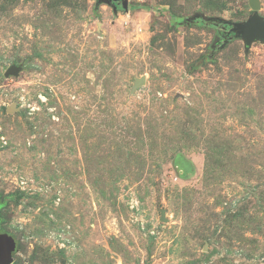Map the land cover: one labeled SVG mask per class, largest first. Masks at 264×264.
I'll list each match as a JSON object with an SVG mask.
<instances>
[{
  "label": "rangeland",
  "instance_id": "1",
  "mask_svg": "<svg viewBox=\"0 0 264 264\" xmlns=\"http://www.w3.org/2000/svg\"><path fill=\"white\" fill-rule=\"evenodd\" d=\"M128 4L0 0L12 264H264V41L207 20L249 0Z\"/></svg>",
  "mask_w": 264,
  "mask_h": 264
},
{
  "label": "water",
  "instance_id": "2",
  "mask_svg": "<svg viewBox=\"0 0 264 264\" xmlns=\"http://www.w3.org/2000/svg\"><path fill=\"white\" fill-rule=\"evenodd\" d=\"M100 2H105L116 9L117 5L115 2H121V7L124 10L129 9L128 0H99ZM249 4L253 10L251 15L247 20L240 22H232L230 20L221 19L218 17L207 18L208 21L215 25H222L226 29L227 34H231L230 39L233 36H240L244 39L245 46L248 49L252 42L256 40L264 41V16L259 13V0H249ZM19 69L16 66H12L5 72L6 75H17ZM145 82V76L140 79L135 80V86L137 87ZM163 220L166 218L162 217ZM17 241L14 237L8 235L7 233L0 232V264H12L13 256L17 250Z\"/></svg>",
  "mask_w": 264,
  "mask_h": 264
},
{
  "label": "trees",
  "instance_id": "3",
  "mask_svg": "<svg viewBox=\"0 0 264 264\" xmlns=\"http://www.w3.org/2000/svg\"><path fill=\"white\" fill-rule=\"evenodd\" d=\"M218 26L220 27L221 33L225 36V38L229 39L230 38L229 35H231V34H227L226 31H225L226 29H228V27L226 29H224L222 25H218Z\"/></svg>",
  "mask_w": 264,
  "mask_h": 264
},
{
  "label": "flooded vegetation",
  "instance_id": "4",
  "mask_svg": "<svg viewBox=\"0 0 264 264\" xmlns=\"http://www.w3.org/2000/svg\"><path fill=\"white\" fill-rule=\"evenodd\" d=\"M115 4L118 6V8L121 7V2L117 1V2H115ZM229 36H231V35H229Z\"/></svg>",
  "mask_w": 264,
  "mask_h": 264
}]
</instances>
